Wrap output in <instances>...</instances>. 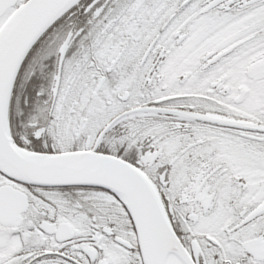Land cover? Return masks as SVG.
Returning a JSON list of instances; mask_svg holds the SVG:
<instances>
[{
  "label": "snow or ice",
  "instance_id": "1",
  "mask_svg": "<svg viewBox=\"0 0 264 264\" xmlns=\"http://www.w3.org/2000/svg\"><path fill=\"white\" fill-rule=\"evenodd\" d=\"M0 264H264V0H0Z\"/></svg>",
  "mask_w": 264,
  "mask_h": 264
}]
</instances>
